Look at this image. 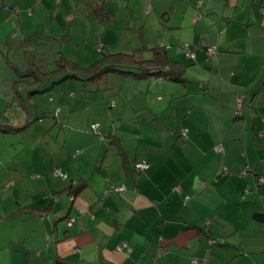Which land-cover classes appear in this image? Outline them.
Masks as SVG:
<instances>
[{"label": "crops", "instance_id": "1", "mask_svg": "<svg viewBox=\"0 0 264 264\" xmlns=\"http://www.w3.org/2000/svg\"><path fill=\"white\" fill-rule=\"evenodd\" d=\"M40 1L0 0V161L16 167L0 170V264H264V0H83L103 25L94 47L123 38L114 50L136 55L123 79L86 82L93 93L72 76L43 92L21 79L39 57L85 65L64 47L63 0L24 13Z\"/></svg>", "mask_w": 264, "mask_h": 264}, {"label": "rangeland", "instance_id": "2", "mask_svg": "<svg viewBox=\"0 0 264 264\" xmlns=\"http://www.w3.org/2000/svg\"><path fill=\"white\" fill-rule=\"evenodd\" d=\"M60 1L62 0H41L39 4H30V5L28 4L23 11L25 14H28V15L34 14L35 18H40V16H43L46 13H54L55 7H53V3H60ZM104 1H107L108 3L110 0H104ZM58 10L61 12L63 18H65L66 10L72 13L70 20L73 19V24L70 28L69 34L67 35L68 41L67 40L64 41L65 42L64 47L67 49H71V47H73L74 50L70 51V52H73L72 58L73 57L75 59L78 58L79 62L82 61L85 63L84 67H80V66H83L81 64L80 66H78L79 64L78 65L76 64V67L74 68L75 70L74 72H77L76 76H73L72 78H70V80H73V81L80 80L82 82V88L80 89V92L83 91L85 93H93V92L100 91L103 87H101L100 89L96 88L95 90H90L84 87V85L87 82V85L90 86L92 83H95L97 80L104 78L106 74H108L110 81L115 80V79H123L125 77L124 73L126 72V70H128L129 67H133V59H130V56H129L130 53L124 54V53H117L115 51L119 49L118 46H121L124 44V39L121 38L122 33L118 32L121 40H118L117 42H115L116 49L113 47L112 52L98 50L97 47L96 48L94 47V42L96 41V33L103 25L102 23L95 21V13L92 12L90 8L88 9L87 6H85V2L83 0H63V2L58 7ZM47 21H48V18L45 23L43 21V25L46 24ZM81 41H83L84 43V48L79 47L78 45V43ZM76 45H77V48H76ZM98 47L102 48L103 45L101 43H98ZM82 49H83V54H81V52L79 51ZM96 49L101 53V57L98 59H96V57L93 58V56L91 55V54L97 55ZM87 51H89L91 54L88 53ZM67 54L70 55L68 51H67ZM162 58H163L162 54H155L153 56V59L155 60L153 61L155 62V61L161 60ZM112 65L116 66L118 68V71H120V73L118 71H115L116 69H110ZM155 65L160 66L161 63L155 62ZM141 66L146 67L148 66V64L147 62L137 64L136 68L131 69L133 72H135V74L133 73L129 74L130 78L135 79V77L137 78L142 77L140 75V72H142L143 67ZM99 73H103L104 76L103 77L97 76ZM134 75L136 76L134 77ZM143 77H150V76L145 75ZM62 83L63 82L59 83V85ZM70 90L71 89H67L66 91V101L70 98V95L72 92ZM133 90H135V87H133ZM100 101H103V99H101ZM123 102H124V99H123ZM106 107L108 109H114V108H110L109 104H107ZM139 114L140 112H138L137 115ZM99 116L102 118V120H104L105 113H101ZM27 122H29V124L32 125V122H34V120H29V119L22 120L19 126L28 127ZM16 124L17 123H14V124L11 123V125L13 126H15ZM33 125H34L33 127H35V125L37 124L33 123ZM95 126H97V124L93 125V127ZM14 131L15 133L20 132L18 128L17 129L15 128ZM23 135L24 137L22 138V141L26 142L29 138L28 130H25L23 132ZM7 159H10V156L8 155V153H3L2 159L0 161V170L3 172V174H13V171H14L13 169L16 168L15 164L12 161L7 160ZM32 168L33 167L30 163H27V165H24V166L22 165V170L24 171V173H26L25 175L33 173ZM19 169H20V173H22L21 164L19 165ZM26 180H30V178L26 176ZM21 184H23V182H21V178H18V183L15 185V191L16 193H18V195H19V188ZM0 202H2L1 196H0ZM3 234H4V231L0 232V235H3ZM253 264H255V262Z\"/></svg>", "mask_w": 264, "mask_h": 264}, {"label": "trees", "instance_id": "3", "mask_svg": "<svg viewBox=\"0 0 264 264\" xmlns=\"http://www.w3.org/2000/svg\"><path fill=\"white\" fill-rule=\"evenodd\" d=\"M103 46H104V44H103ZM124 54H126V53H124ZM129 56H130V59H133V62L136 61L135 60L136 55L130 54ZM41 61H42V57H39L37 60H35L32 63L33 65H31L30 68H27L25 70V72H21L22 73L21 79L23 78V80L25 82L29 81V82L35 83V85L32 86L33 91H37V92L46 91L54 83L59 82L61 80H64V79L68 78L69 76H72V77L76 76L77 72H74L75 71L74 68L76 67V64L74 62H71L70 60H67L70 62L67 63V65H65L66 66L65 69L60 68L61 64H62V63H60V60L59 61L56 60V62L53 64V65H56L57 67H50L51 62H49V61L45 62V64H41ZM143 62H145V60L141 61L140 63H143ZM110 69L118 70V68L114 65H112L110 67ZM141 73L148 74L149 71L144 70ZM102 74L103 73H99L97 76H101ZM8 128H9V125L0 124V130H8ZM175 132H176L175 133L176 136L179 135L180 138H183L184 140H186L187 136H188L189 128L186 126L185 127H179L176 129ZM147 169H149V168H147ZM147 169H142V170H138V171H143V170H147ZM226 169L228 172L229 169L228 168H226ZM135 170H137L136 164H135ZM256 216L259 219L264 218V215L260 214V213H258ZM159 253H160V251H158V254ZM192 263L197 264L193 260H192Z\"/></svg>", "mask_w": 264, "mask_h": 264}, {"label": "built area", "instance_id": "4", "mask_svg": "<svg viewBox=\"0 0 264 264\" xmlns=\"http://www.w3.org/2000/svg\"><path fill=\"white\" fill-rule=\"evenodd\" d=\"M102 44V43H101ZM103 45V44H102ZM101 49V48H100ZM209 51H210V53H213V52H215L216 51V45L213 47H211V49H209ZM186 54H187V56L188 57H192V58H194L195 57V54H194V52L189 48V49H187L186 50ZM185 130V129H184ZM218 148V147H217ZM150 167V163L149 162H147V161H138L137 163H136V169L137 170H142V169H147V168H149ZM250 171V166L249 165H244L242 168H241V170H240V174L241 175H246L248 172ZM264 179V177L263 176H261V177H259V180L260 181H262ZM124 188V186L123 185H121V186H119L118 187V189H120V190H122ZM194 262L196 263V262H198V259H194Z\"/></svg>", "mask_w": 264, "mask_h": 264}, {"label": "clouds", "instance_id": "5", "mask_svg": "<svg viewBox=\"0 0 264 264\" xmlns=\"http://www.w3.org/2000/svg\"><path fill=\"white\" fill-rule=\"evenodd\" d=\"M104 48V46L101 48V49H103ZM217 147H219V145L218 146H216L215 147V149L217 150L218 148ZM137 163V162H136ZM251 170V169H250ZM239 174H240V172H239ZM241 175V174H240ZM247 175V174H246ZM246 175H242V176H246ZM261 177V176H260ZM259 180V179H258ZM124 186V185H123ZM125 187V186H124ZM124 189V188H123ZM122 189V190H123ZM120 190V189H119ZM209 242H210V244H216V243H221V244H225V240L223 239V238H217V237H215V236H213V235H211L210 237H209ZM216 242V243H215ZM126 242H123V244H125ZM194 259H198V257H195V258H193V261H194ZM207 258H205V260H206ZM196 263H201V261L198 259V262H196ZM255 264H257V263H255Z\"/></svg>", "mask_w": 264, "mask_h": 264}, {"label": "water", "instance_id": "6", "mask_svg": "<svg viewBox=\"0 0 264 264\" xmlns=\"http://www.w3.org/2000/svg\"><path fill=\"white\" fill-rule=\"evenodd\" d=\"M209 236H211V235H209ZM216 243V242H215Z\"/></svg>", "mask_w": 264, "mask_h": 264}]
</instances>
